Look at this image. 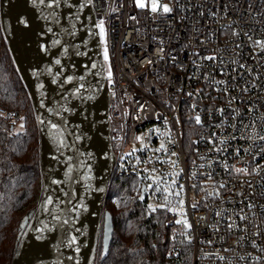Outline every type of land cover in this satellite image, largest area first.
Masks as SVG:
<instances>
[{
	"label": "built area",
	"instance_id": "1",
	"mask_svg": "<svg viewBox=\"0 0 264 264\" xmlns=\"http://www.w3.org/2000/svg\"><path fill=\"white\" fill-rule=\"evenodd\" d=\"M141 3L88 0L113 175L189 231L191 264H264V0Z\"/></svg>",
	"mask_w": 264,
	"mask_h": 264
},
{
	"label": "water",
	"instance_id": "2",
	"mask_svg": "<svg viewBox=\"0 0 264 264\" xmlns=\"http://www.w3.org/2000/svg\"><path fill=\"white\" fill-rule=\"evenodd\" d=\"M0 29L33 110L40 172L10 264H97L115 154L88 0H0Z\"/></svg>",
	"mask_w": 264,
	"mask_h": 264
},
{
	"label": "trees",
	"instance_id": "3",
	"mask_svg": "<svg viewBox=\"0 0 264 264\" xmlns=\"http://www.w3.org/2000/svg\"><path fill=\"white\" fill-rule=\"evenodd\" d=\"M0 109L17 114L0 115V264H10L22 221L40 195V172L33 110L1 29ZM141 187L137 178L113 175L97 264H191L189 231L169 224L165 207L151 210L141 202Z\"/></svg>",
	"mask_w": 264,
	"mask_h": 264
},
{
	"label": "snow or ice",
	"instance_id": "4",
	"mask_svg": "<svg viewBox=\"0 0 264 264\" xmlns=\"http://www.w3.org/2000/svg\"><path fill=\"white\" fill-rule=\"evenodd\" d=\"M137 6L138 7H143V3H141V0H137ZM152 10L153 11H156V4L155 2H153V5H152ZM164 11L167 12L169 11V9L167 7L164 8ZM101 35L103 36V27L101 25ZM105 59H107V50L105 49Z\"/></svg>",
	"mask_w": 264,
	"mask_h": 264
},
{
	"label": "rangeland",
	"instance_id": "5",
	"mask_svg": "<svg viewBox=\"0 0 264 264\" xmlns=\"http://www.w3.org/2000/svg\"><path fill=\"white\" fill-rule=\"evenodd\" d=\"M19 127H21V124L19 123L18 124ZM188 151L186 152V154H188L189 152H191V148L190 149H187Z\"/></svg>",
	"mask_w": 264,
	"mask_h": 264
}]
</instances>
